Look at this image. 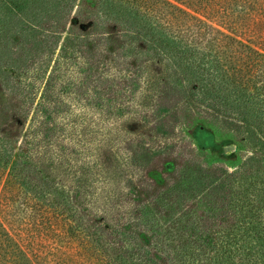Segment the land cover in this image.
Returning a JSON list of instances; mask_svg holds the SVG:
<instances>
[{"label": "rangeland", "instance_id": "374dc122", "mask_svg": "<svg viewBox=\"0 0 264 264\" xmlns=\"http://www.w3.org/2000/svg\"><path fill=\"white\" fill-rule=\"evenodd\" d=\"M25 20L42 25L45 43L13 31L19 37L8 43L7 62L17 59L15 66L30 67L26 73L38 80L34 95L11 79L0 85V136L20 154L13 159L28 185L0 192V225L32 263H93L84 235H64L59 208L94 222L100 252L121 239L141 248L167 236L160 228L168 223L176 226L173 237L186 236L192 222L220 217L235 193L229 175L254 171L264 155L246 123V105L204 102L172 74L166 57L139 47L125 24L98 7L79 3ZM44 107L52 109L48 128L41 113L36 117ZM199 173L215 176L216 184L196 197L204 187ZM137 216L148 226L136 225ZM3 250L15 251L0 242Z\"/></svg>", "mask_w": 264, "mask_h": 264}, {"label": "trees", "instance_id": "16d2710c", "mask_svg": "<svg viewBox=\"0 0 264 264\" xmlns=\"http://www.w3.org/2000/svg\"><path fill=\"white\" fill-rule=\"evenodd\" d=\"M79 3L86 8L98 7L105 16L125 24L127 34L135 35L139 47L166 57L172 74L178 75L180 83H190L204 102L217 101L224 107L246 105V123L264 152V0H0V60L6 59L0 66V85L11 79L34 95L38 79L28 76L30 67L15 66L17 59L11 63L14 66L9 65L8 43L26 33L33 42L44 44L39 38L42 25L25 19L50 9L65 11ZM16 30H20L19 36L13 33ZM71 34L63 39L64 51ZM67 86L63 85L60 94L67 91ZM45 101L51 102L47 98ZM51 110L44 107L36 114L39 119L41 113L43 127L51 125L46 122L50 119L46 113ZM5 138L0 136L3 193L10 186L28 185L13 159V155L19 158L20 154L8 149ZM258 161L254 171L229 175L233 183L230 190L235 193L220 206V217L201 219L200 224L192 222L194 227L186 236L179 233L173 237L169 231H176V226L168 223L169 227L160 228V234L164 230L167 236L148 239L141 248L133 245V249L121 239L120 245L106 244L100 252L94 249L100 242L94 222L85 223L84 215L65 207L59 208L63 233L78 240L84 235L80 241L88 249L92 247V264H264V155ZM195 177L204 184L195 192L196 197L215 191V176L199 173ZM186 214L182 212L180 216ZM133 220L136 225L146 221L139 216ZM132 224L133 221L122 226ZM0 242L15 250H3L0 264H33L1 225Z\"/></svg>", "mask_w": 264, "mask_h": 264}]
</instances>
